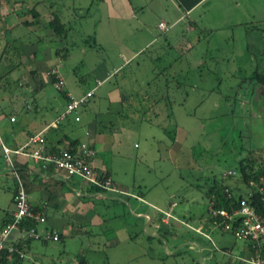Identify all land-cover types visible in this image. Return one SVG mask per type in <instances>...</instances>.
<instances>
[{"label": "rangeland", "instance_id": "rangeland-1", "mask_svg": "<svg viewBox=\"0 0 264 264\" xmlns=\"http://www.w3.org/2000/svg\"><path fill=\"white\" fill-rule=\"evenodd\" d=\"M24 1L18 8L23 12L31 6V0ZM7 5L15 6L12 0ZM89 6L87 0H44L36 8L43 16L50 9L64 22L65 36L56 37L49 28L35 42L34 34L22 25L15 45L21 49L34 43L37 50L48 49L51 59L58 51L62 55L56 59L58 71L66 88L77 96L93 90L87 109L79 113L86 119L95 111L102 121L101 129L111 143L102 158L112 166V179L123 192L113 193L114 199L110 192L92 198L96 220L89 215L82 218L80 232L58 241L32 240L20 264H77L79 259L87 264H209L210 257L220 264H238V246L244 242L214 230L198 243L194 237L192 244L193 233L187 228L203 234L196 229L209 227L204 192L210 176L221 180L251 154L255 168L264 165V97L250 80L254 71L264 70V21L205 34L156 33L158 41L138 51L145 36L130 32L119 20L102 17L94 4L88 12ZM29 18L22 16L21 22ZM4 41L1 38L0 44ZM107 75L97 86L95 77ZM31 79L22 74L19 87L1 85L4 138L43 108L53 117L65 109L66 101L51 84L38 92L45 94V104L30 96L24 89ZM112 91H121L126 103L108 105ZM10 114L16 118L14 124L8 121ZM69 119L68 115L63 120ZM0 174V185L12 188L13 178L1 157ZM239 177L234 175L228 183ZM80 182L69 177L63 185L78 187ZM135 195L145 199L138 211ZM141 213L153 222L137 217ZM159 214L163 224L156 221ZM76 218L71 220L78 222ZM226 241L231 255L219 249Z\"/></svg>", "mask_w": 264, "mask_h": 264}, {"label": "crops", "instance_id": "crops-1", "mask_svg": "<svg viewBox=\"0 0 264 264\" xmlns=\"http://www.w3.org/2000/svg\"><path fill=\"white\" fill-rule=\"evenodd\" d=\"M12 1L15 6L10 8L7 5L8 0H0V40L1 38L7 40L4 41V44H2V42L0 44V73H6V76L1 81V85L3 83L18 85V80L22 74L25 77L29 75L32 79L28 80V85H26L24 90L28 92L30 96H38V92L43 90L46 83L51 84L54 88L53 81L55 82V79L48 73L52 68H56L58 71L56 59H59L62 55H60L58 51H55V58L51 59L48 49H45L44 51L37 50L34 43L31 42L27 46L21 45L22 47L19 49L17 45H15V43L19 40V36L16 31L19 26L24 25V22H26L28 25L24 26L30 31L31 35L34 34V37H36L35 42H40L41 37L38 39V34L46 35V33H48L50 30L49 22L55 16H52L50 9L46 11L47 14L44 16L42 13H39L37 8L40 4L44 3V0H36L35 2L32 0L28 1L31 6H25V12H23L22 9H18L22 7L20 3H24V0ZM87 1L90 4L89 8L87 7L88 12L94 4L95 9L103 13L102 17L109 20H119L122 24L128 27L130 32L139 34L140 36H145L146 39L145 41H142L138 51L150 45L152 42L156 43L159 39L158 37L156 38V33L171 35L172 32L178 30L181 35L198 33L205 34L223 31L225 29L230 30L235 27H246L252 22L255 23L264 21V0ZM188 2H194V5L190 8H186L184 4ZM20 12L21 14L23 13V17L30 15V18L21 22L22 16L19 15ZM34 13L35 16L33 17ZM159 43H161V40ZM4 51H7V54H5ZM135 54L136 53H134V55ZM99 72L104 71L100 70ZM59 77L64 82V91L59 92V95L64 99V101H66L65 104L68 102L67 95H70L73 98H80L83 94H85L84 92L80 96H77L72 89L66 88L65 81L62 79L60 74ZM107 77L108 75L103 79L95 77V83L97 81H102L103 83ZM36 86H39L37 90L35 88ZM122 94L123 93H121V91H112L111 95L109 93V96H107L108 105L114 103H122V105H124L127 101V97H125V101L122 102ZM38 97H40L39 100L43 101V104H45V94L41 96L39 95ZM90 101L84 104L78 110L77 114H69L70 119L65 122L63 119L68 116L64 115L65 109L53 117L52 115H49L45 108H43L45 111L41 109L39 111L40 115H34L31 117L24 127L15 130L11 128L12 133L9 139L4 138L2 133H0V144L15 150L23 146L27 142L29 136L37 133H41L43 135L48 150L68 148L70 147L69 144L72 141H76V147L81 144H87L95 151V157L92 162L95 171L98 173H105L108 176L107 178L112 181L113 185L117 189L116 193H122L123 190L119 189L112 179L110 173L112 166L106 163L102 158L105 151L110 148L111 145L110 138H108L107 135L103 133V129H101L102 121L98 120V114L95 111V115L87 116L86 119H84L83 115L79 113L80 110L87 109ZM27 105L28 104L26 103V109H29L30 106ZM64 108H66V106ZM108 111L109 108L106 107L104 113H108ZM1 116L2 109L0 107V118ZM76 116L79 117L78 121L75 120ZM8 118L10 124H14L16 122L14 115ZM11 118H14V120L11 121ZM60 121H62V123ZM76 134H81V137H78ZM14 165L24 184L31 206L34 209L41 211L46 218L45 223L36 225L35 228L38 232H42L47 229L54 231L63 237L65 234H73L76 231L80 232L82 226L80 227L78 224H80L79 220L82 218L88 217L89 215L90 217L93 216L92 220L93 218L96 220L94 213L95 210L91 203V199L97 197L104 198L102 194L103 191L98 193L92 190V187L90 185H86L82 180H80L81 182L78 184V187H74L72 185L65 186L63 185V181H66L67 183V178L62 173L55 171L53 168L44 170L38 162H35L29 157H15ZM6 170L8 171L7 167ZM14 182L13 178L12 188H5L4 185H0V208L2 212L0 214V231L10 219L13 211L12 197L15 188ZM64 186L67 187L65 190ZM109 195L112 199L116 197V194L111 192ZM135 196L136 204L134 206V210L138 211V204L144 203L145 199H143L141 195ZM74 216H77L76 220H78V222L71 220ZM137 217H144L148 220V222H151V216L146 213L138 214ZM200 228H202V226H200ZM26 241V235L18 230L11 232L6 240L7 244L12 246ZM30 242L24 245L21 251L23 254L21 260L24 258V252L28 249ZM229 244L230 243L227 241L222 244L228 248L225 255H231L232 253ZM238 250L241 252L238 256V259L240 260H246L251 255L249 246L246 243L239 245ZM208 258L209 253L204 257V259L207 260ZM212 263L213 259L210 257L209 264ZM217 264L220 263L218 262Z\"/></svg>", "mask_w": 264, "mask_h": 264}, {"label": "built area", "instance_id": "built-area-1", "mask_svg": "<svg viewBox=\"0 0 264 264\" xmlns=\"http://www.w3.org/2000/svg\"><path fill=\"white\" fill-rule=\"evenodd\" d=\"M48 74L55 79V82H53L54 89L58 92H63L64 82L60 79L57 69L52 68ZM101 84L102 81L96 82L97 86ZM93 94V90H89L80 98H73L67 95L68 102L64 115L77 114L78 110L90 101ZM10 120L13 121L14 118ZM75 120L78 121L79 117L76 116ZM0 155L15 181L12 197L13 211L10 221L0 231V251L6 249L9 253L16 252L20 258L23 257L22 252L6 242L8 236L14 230L21 229L27 238L35 241H57L58 233L47 229L38 232L36 228L31 227L22 229V225L25 222L43 224L46 222V218L41 211L31 206L24 184L15 169V157H29L38 162L44 170L53 168L55 171L62 173L66 178L77 177L86 185L97 186L107 192H117L112 181L109 178H101L100 173L93 168L92 162L95 157V151L87 144H81L75 149L68 147L48 150L43 135L37 133L29 136L27 142L15 150L0 144ZM223 175H234V172L227 171ZM250 186H254V184L250 182ZM259 190L263 192L262 188H259ZM261 203L262 214H257L253 205L244 198L239 199L237 206L230 211L216 209L211 204L208 206L209 216L220 219L223 231L230 233L236 240L250 244L253 254L244 260L247 264H264V253L260 252V249L264 250V197ZM164 214L168 215L166 211H164ZM200 229L199 227L196 230L200 232Z\"/></svg>", "mask_w": 264, "mask_h": 264}, {"label": "trees", "instance_id": "trees-1", "mask_svg": "<svg viewBox=\"0 0 264 264\" xmlns=\"http://www.w3.org/2000/svg\"><path fill=\"white\" fill-rule=\"evenodd\" d=\"M184 5L186 8H190L192 5H194V2H188V3H185ZM20 14H21V12H20ZM34 16H35V13L33 14V17ZM24 25L27 26L28 24L26 22H24ZM49 26L53 30V33L56 37L57 36L64 37L66 32H67L66 25L63 24L62 22H60V20L57 17H54L51 19V21L49 22ZM4 53L7 54V51H4ZM9 67H11V66H9ZM10 69H12V68H10ZM5 76H6V73H2V72L0 73V87H1V81H2V79H4ZM52 80H53V78H52ZM250 80L256 86H258L262 96L264 97V70H262L261 72L254 71L250 76ZM121 101L122 102L125 101V96L123 94H122V100ZM69 145H70V148L75 149L77 143H76V141H72V142H70ZM253 152L254 151H252V153ZM251 155H250V158H242L238 162L237 169H234L233 172H234V175L238 174L240 177L238 180L233 181V183H228L229 182L228 180L231 177H233L234 175H227V176L223 175L221 180H217L213 175L209 177V180H208L209 186L207 187V190L204 192V196H205L206 201H207V213H208L209 204H211L216 209H224L226 211H230L232 208L237 206L239 199L244 198L251 205H253L257 214H262L263 211H262V207H261V205H262L261 200L264 197V165L259 164L257 166V168H255L254 167L255 160L252 158ZM0 157H1V155H0ZM230 171H232V170H230ZM100 177L105 179L108 176L105 173H100ZM261 179H262V181H261ZM250 182L253 183L254 186H250ZM91 187H92V190H94L98 193H100L102 191L104 192V190L100 187H97V186H91ZM197 187H199V186H197ZM259 188H262L263 192H260ZM225 190H227V192H225ZM166 207H168L167 204H166ZM165 209H167V208H165ZM161 212L163 213L164 210H162ZM162 217L163 216H161L159 214L156 221L163 224ZM152 220L153 219L151 218V222H153ZM9 221H10V219L7 222H9ZM206 221L209 223V227H208V224L207 225L204 224V226L201 228L202 229L201 231L203 232V234L195 232L194 228H187L190 232H192L194 234V235L192 234L193 236L190 234L191 238H192L190 240V242L192 244L194 241H196L195 238L198 239V241H196L197 243L199 242L200 237L208 238L209 236L206 234L207 232H211L214 230H222L223 231V229L220 225L221 221L219 218H211L210 216H208V217H206ZM36 225L37 224L34 222H25L22 225V229L23 228L28 229L30 227L35 228ZM186 226H188V224H186ZM18 231H20L21 233H24V232H22L21 229H19ZM223 232H226V231H223ZM226 233H228V232H226ZM228 234H230V233H228ZM60 239H61V235L58 234V240H60ZM30 241H32V239L27 238L26 242H24V243L20 242L14 246L16 247V249L18 251H22L24 245H26ZM40 242L46 244L49 241H40ZM206 244H208V243L206 242ZM246 244H248V243H246ZM198 246H199V244H198ZM248 246H249L250 253L253 254V250H252L250 244H248ZM210 247H212V246L209 243V246L207 245L206 248L210 249ZM219 249L225 255L228 248L226 246H222V247L220 246ZM208 251H206V253H205L206 255L209 253ZM260 252L263 254L264 250L260 249ZM20 262H21V258L18 256V253H16V252L9 253L6 249H2L0 251V264H19ZM237 262H238V264H247L244 260H240V259H238ZM77 264H87V263L85 260L79 259ZM196 264H198V263H196ZM213 264H217V261H215ZM235 264H236V262H235Z\"/></svg>", "mask_w": 264, "mask_h": 264}]
</instances>
